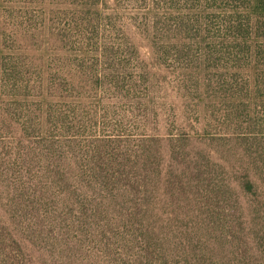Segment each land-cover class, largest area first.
Wrapping results in <instances>:
<instances>
[{
    "label": "trees",
    "instance_id": "trees-1",
    "mask_svg": "<svg viewBox=\"0 0 264 264\" xmlns=\"http://www.w3.org/2000/svg\"><path fill=\"white\" fill-rule=\"evenodd\" d=\"M19 6L38 20L0 28V264H264V0Z\"/></svg>",
    "mask_w": 264,
    "mask_h": 264
},
{
    "label": "rangeland",
    "instance_id": "rangeland-1",
    "mask_svg": "<svg viewBox=\"0 0 264 264\" xmlns=\"http://www.w3.org/2000/svg\"><path fill=\"white\" fill-rule=\"evenodd\" d=\"M27 13L23 12V9L19 6V0H0V28L5 29H10L13 24L15 23H28V24H36L38 17L34 15V12L29 13L30 15L28 16H23L26 15ZM14 27V26H13ZM12 29V28H11ZM133 39L135 43H138L142 45L143 53L148 52V41L146 39H143L141 35H138L137 32L133 33ZM11 44L10 41H8L4 45L5 51H10L11 50ZM212 62L207 61L205 62L203 66V75H199L201 78L204 79V83L201 81L200 83H203L202 89L200 93H203L206 96V93H215L217 89V82L218 81H225L227 80L226 78H233V75H226V73H229L230 71L227 69L230 66H233L232 61L227 59L223 63L219 62V67L215 66L217 69H212ZM227 65V67H226ZM222 67V68H220ZM226 71V72H225ZM225 73V75H224ZM158 75H155L154 77V86H155V91L166 95L167 96V101L169 103L168 108L169 109H176L181 107L180 104V99L182 94L184 93L185 88H181L180 86L183 85L182 78L184 75H175L173 73H169L166 70L158 71ZM127 76H134V75H127ZM77 80H81L80 75H75ZM153 80V79H152ZM187 83V82H186ZM180 89V90H179ZM89 90H92V85L87 84L83 89L77 88V91L80 92L81 94L88 96L89 95ZM98 92L100 93H105V89L97 88ZM179 90V92L177 91ZM76 94V93H75ZM91 103V100L88 101V98L85 99L84 105H85V110L88 111V108L86 107V104ZM93 104V103H91ZM172 104V105H171ZM90 112V111H89ZM171 112H178V111H171ZM169 114L167 113L166 116ZM189 118V123H192L194 126H196L195 122V116L191 113L188 114ZM159 120L153 119L151 124L149 125V130L151 129L152 133L155 131H161L162 129H170L172 132H176L178 127L172 125V119L171 118H161L159 126H158ZM187 127H190V125L187 123ZM141 129V128H140ZM141 131V130H140ZM163 132V131H162ZM161 132V133H162ZM134 129L132 127V144L136 143V136H135ZM160 133V132H159ZM93 136V135H92ZM94 139V136H93ZM191 148L194 147V145H190ZM196 149V146H195Z\"/></svg>",
    "mask_w": 264,
    "mask_h": 264
}]
</instances>
